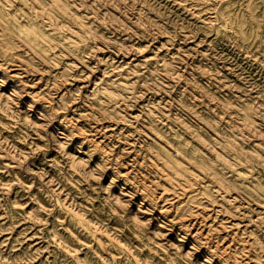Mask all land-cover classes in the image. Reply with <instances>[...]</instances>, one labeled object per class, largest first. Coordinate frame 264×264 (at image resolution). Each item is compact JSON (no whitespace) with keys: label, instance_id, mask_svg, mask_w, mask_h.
Segmentation results:
<instances>
[{"label":"clouds","instance_id":"obj_1","mask_svg":"<svg viewBox=\"0 0 264 264\" xmlns=\"http://www.w3.org/2000/svg\"><path fill=\"white\" fill-rule=\"evenodd\" d=\"M0 264H264V0H0Z\"/></svg>","mask_w":264,"mask_h":264}]
</instances>
